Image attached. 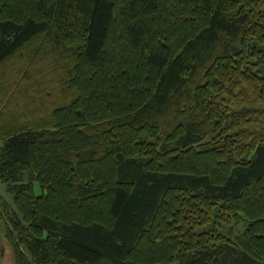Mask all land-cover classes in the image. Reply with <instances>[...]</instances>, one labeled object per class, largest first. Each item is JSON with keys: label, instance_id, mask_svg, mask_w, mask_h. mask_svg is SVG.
I'll list each match as a JSON object with an SVG mask.
<instances>
[{"label": "trees", "instance_id": "16d2710c", "mask_svg": "<svg viewBox=\"0 0 264 264\" xmlns=\"http://www.w3.org/2000/svg\"><path fill=\"white\" fill-rule=\"evenodd\" d=\"M0 182L16 264H264V0H0Z\"/></svg>", "mask_w": 264, "mask_h": 264}, {"label": "rangeland", "instance_id": "374dc122", "mask_svg": "<svg viewBox=\"0 0 264 264\" xmlns=\"http://www.w3.org/2000/svg\"><path fill=\"white\" fill-rule=\"evenodd\" d=\"M35 189L37 193L42 192L40 184H36ZM0 206L3 209L10 210L9 212L11 214L16 213L15 212L16 208L13 201V195L10 192H8L6 185H4L1 182H0ZM243 228H244L243 223H241L239 226L236 227L238 231H242ZM231 230H232V226L230 224H226L224 232L229 234ZM0 264H16L14 249L9 238L7 237L5 222L2 218H0Z\"/></svg>", "mask_w": 264, "mask_h": 264}, {"label": "flooded vegetation", "instance_id": "af4514ba", "mask_svg": "<svg viewBox=\"0 0 264 264\" xmlns=\"http://www.w3.org/2000/svg\"><path fill=\"white\" fill-rule=\"evenodd\" d=\"M3 253V252H2Z\"/></svg>", "mask_w": 264, "mask_h": 264}]
</instances>
